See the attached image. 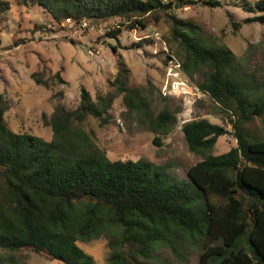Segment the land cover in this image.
Returning <instances> with one entry per match:
<instances>
[{
	"label": "trees",
	"instance_id": "obj_1",
	"mask_svg": "<svg viewBox=\"0 0 264 264\" xmlns=\"http://www.w3.org/2000/svg\"><path fill=\"white\" fill-rule=\"evenodd\" d=\"M30 1L58 23L70 19L97 25L120 18L131 28H144L148 15L166 20L170 25L166 40L170 47L171 43L178 47L169 58L178 55L190 77L196 70L202 72L197 85L230 117L237 144L214 154L226 128L207 118L187 121L183 131L189 149L205 153L188 169L193 187L170 182L161 168L143 159L112 160L94 146L83 151L78 142L87 139L82 122L88 116L105 122L120 94L130 111L150 117L156 133L177 121L167 107L156 115L147 112V96L129 87V68L121 62L111 82L113 91L93 98L82 87L76 108L55 105L47 120L53 131L50 140L10 129L5 121L9 105L1 94L0 251L29 249L62 264H91L78 241H88L109 227L117 234L109 242L111 264H147L170 231L204 240L200 264H264V137L254 124L264 121V92L249 86L229 47L210 44L194 23L176 16L175 9L194 1ZM246 7L255 13L247 21L264 24V0L247 2ZM2 9L0 2V15ZM43 27L36 24L35 30ZM119 33V28L108 32L114 38ZM34 77L39 84L51 85ZM55 77L65 82L60 72ZM154 141L161 143L158 136Z\"/></svg>",
	"mask_w": 264,
	"mask_h": 264
},
{
	"label": "rangeland",
	"instance_id": "obj_2",
	"mask_svg": "<svg viewBox=\"0 0 264 264\" xmlns=\"http://www.w3.org/2000/svg\"><path fill=\"white\" fill-rule=\"evenodd\" d=\"M194 3L174 10L182 20L194 23L207 42L229 47L239 59L238 69L249 86L264 92V24L247 21L255 15L249 11L257 0H193ZM0 95L8 102L5 121L16 132H28L46 140L53 137L47 120L56 104L76 108L85 87L93 98L113 91L112 81L119 63L129 68V87L148 98L147 112L156 115L167 107L177 121L158 133L150 128V117L128 109L123 95H118L106 115V121L88 116L81 124L87 135L78 140L83 151L90 146L106 152L108 158L143 159L163 170L170 182L195 186L188 169L203 159L205 153L189 149L183 126L192 119L207 118L223 125L227 133L220 136L212 153L221 154L237 144L234 129L227 116L206 92L197 85L203 78L200 70L191 68L193 77L182 69L175 54L176 44H168L170 25L162 18L147 16L146 27L131 28L120 18L97 25L88 21L60 23L42 6L30 0H0ZM36 24H43L35 30ZM119 28L116 38L108 34ZM18 41V45L12 44ZM12 46V47H10ZM115 46V47H114ZM65 80L60 82L55 77ZM34 74L49 80L50 86L37 83ZM62 93V94H61ZM254 124L264 137V121ZM160 138V145L154 139ZM114 228L104 227L98 236L78 245L91 264H111L109 242L116 238ZM169 238V239H168ZM158 245L147 264H200L204 251L201 237L170 231ZM220 243V242H219ZM0 264H62L46 253L0 251Z\"/></svg>",
	"mask_w": 264,
	"mask_h": 264
}]
</instances>
